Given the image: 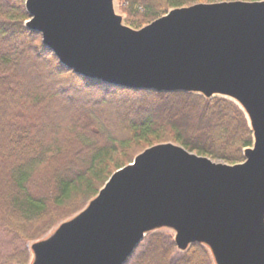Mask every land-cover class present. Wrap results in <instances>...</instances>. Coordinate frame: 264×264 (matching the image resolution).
Returning <instances> with one entry per match:
<instances>
[{"label":"water","instance_id":"1","mask_svg":"<svg viewBox=\"0 0 264 264\" xmlns=\"http://www.w3.org/2000/svg\"><path fill=\"white\" fill-rule=\"evenodd\" d=\"M25 26L74 74L113 87L224 97L244 111L252 146L237 164L180 145L146 148L86 206L30 245V264H126L149 232L215 264H264V0L195 3L140 29L114 0H25Z\"/></svg>","mask_w":264,"mask_h":264},{"label":"trees","instance_id":"2","mask_svg":"<svg viewBox=\"0 0 264 264\" xmlns=\"http://www.w3.org/2000/svg\"><path fill=\"white\" fill-rule=\"evenodd\" d=\"M136 29L200 0H117ZM25 0H0V232L8 264H28L26 244L80 212L116 170L148 147L173 143L233 165L253 133L220 96L113 87L74 74L25 26ZM39 40V43L34 41ZM149 232L128 264H215L208 248L177 250Z\"/></svg>","mask_w":264,"mask_h":264},{"label":"rangeland","instance_id":"3","mask_svg":"<svg viewBox=\"0 0 264 264\" xmlns=\"http://www.w3.org/2000/svg\"><path fill=\"white\" fill-rule=\"evenodd\" d=\"M235 1L254 2V1H258V0H200L197 3H207L208 4V3L235 2ZM114 10H115L116 14L122 16L124 25H126V26H128V27H130L132 29L137 30L135 26H133L130 23L126 22L125 15L122 14V11L120 10V4L118 3L117 0H114ZM140 28H142V27H140ZM140 28H138V29H140ZM213 161H215V162H223V161H220V160H213ZM55 228L51 229L47 233V235H45L43 238L47 237ZM165 231H167V232H169V233H171L173 235V232H171L170 230H165ZM14 240L15 239L11 238L10 236H7V235L2 234L0 232V264H8L7 257L9 256L10 252L12 251V248H13L14 243H15ZM31 244L32 243H28L26 245L29 248ZM139 246H140V244H139ZM139 246L136 248V250L134 251L132 256L135 254V252L136 253L140 252L139 251ZM132 256L129 258V260L127 261L126 264L129 263V261L132 258ZM31 261H32V254H31V257H30V260H29L28 264H30Z\"/></svg>","mask_w":264,"mask_h":264},{"label":"clouds","instance_id":"4","mask_svg":"<svg viewBox=\"0 0 264 264\" xmlns=\"http://www.w3.org/2000/svg\"><path fill=\"white\" fill-rule=\"evenodd\" d=\"M34 43H37L38 44L39 43V40L34 41Z\"/></svg>","mask_w":264,"mask_h":264}]
</instances>
